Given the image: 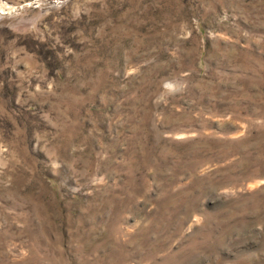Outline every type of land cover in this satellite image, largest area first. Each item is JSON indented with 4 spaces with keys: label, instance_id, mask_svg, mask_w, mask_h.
<instances>
[{
    "label": "rangeland",
    "instance_id": "rangeland-1",
    "mask_svg": "<svg viewBox=\"0 0 264 264\" xmlns=\"http://www.w3.org/2000/svg\"><path fill=\"white\" fill-rule=\"evenodd\" d=\"M0 264H264V0H0Z\"/></svg>",
    "mask_w": 264,
    "mask_h": 264
},
{
    "label": "clouds",
    "instance_id": "clouds-1",
    "mask_svg": "<svg viewBox=\"0 0 264 264\" xmlns=\"http://www.w3.org/2000/svg\"><path fill=\"white\" fill-rule=\"evenodd\" d=\"M168 87H172L171 85H168Z\"/></svg>",
    "mask_w": 264,
    "mask_h": 264
}]
</instances>
